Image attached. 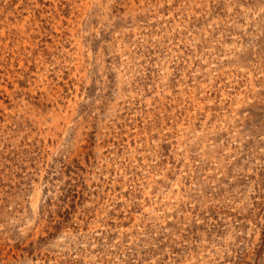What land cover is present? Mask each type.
I'll return each instance as SVG.
<instances>
[{
	"label": "rangeland",
	"instance_id": "374dc122",
	"mask_svg": "<svg viewBox=\"0 0 264 264\" xmlns=\"http://www.w3.org/2000/svg\"><path fill=\"white\" fill-rule=\"evenodd\" d=\"M0 264H264V0H0Z\"/></svg>",
	"mask_w": 264,
	"mask_h": 264
},
{
	"label": "bare ground",
	"instance_id": "6f19581e",
	"mask_svg": "<svg viewBox=\"0 0 264 264\" xmlns=\"http://www.w3.org/2000/svg\"><path fill=\"white\" fill-rule=\"evenodd\" d=\"M79 45V44H78ZM46 71V70H45Z\"/></svg>",
	"mask_w": 264,
	"mask_h": 264
}]
</instances>
